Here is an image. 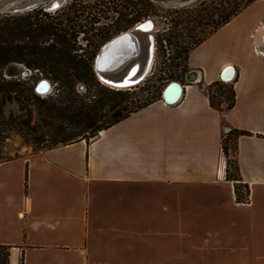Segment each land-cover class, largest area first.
I'll use <instances>...</instances> for the list:
<instances>
[{
    "label": "crops",
    "instance_id": "0c3cea01",
    "mask_svg": "<svg viewBox=\"0 0 264 264\" xmlns=\"http://www.w3.org/2000/svg\"><path fill=\"white\" fill-rule=\"evenodd\" d=\"M201 83L102 135L0 161V264H264V0L190 51ZM234 65L236 101L206 89ZM249 201L227 178L224 131ZM8 253L6 257L5 254Z\"/></svg>",
    "mask_w": 264,
    "mask_h": 264
},
{
    "label": "trees",
    "instance_id": "16d2710c",
    "mask_svg": "<svg viewBox=\"0 0 264 264\" xmlns=\"http://www.w3.org/2000/svg\"><path fill=\"white\" fill-rule=\"evenodd\" d=\"M103 1L105 2V0ZM230 1L210 0L209 11H207L209 7L207 0L193 7L175 8L174 11L180 14L178 18H172L177 27L185 21L181 14H190V18L186 19L188 22L197 21L198 16L194 15V12L198 8L194 7L199 6L202 7L204 12L201 18H207L206 23L212 29L210 31L204 30L206 34L191 43L190 46L184 45L178 40L175 42L172 38L175 32H167L164 29V32L159 34L156 43L163 50L174 45L177 55L180 56V59L182 58L177 66L181 67V62H186L183 68L190 70L187 63L190 51L202 43L208 35L228 23L254 0ZM116 5L118 10L116 8H111V10L118 11V17L121 20L118 21L117 26L122 21L119 28H129L145 17L150 16V13L156 12V5L153 0H118ZM71 6L65 4L56 10L47 11L44 6L39 5L33 9V12L0 14V69L3 70L5 66L13 62H20L32 71L25 78L21 75L7 77L2 70L0 72V157L2 144L8 137L7 130L11 129L7 128L5 124H9L8 126L14 123L18 124L3 118V107L6 102L13 98V93L21 96L28 92L36 101L40 102L36 111L40 123L38 127L40 136H37V140L41 143L49 141L50 145L54 146L81 139L89 140L102 129L99 124H107L103 127V129H107L129 116L131 112L138 110H131L127 114L118 113V105L121 103L109 97L110 92L118 93V89L110 88V86L104 83L100 84L97 81L93 57L103 45L102 43L111 38L110 35L118 30L117 26L114 30L109 25L104 26L103 29L98 27L96 31L94 28H90L92 34L84 36L88 42L85 46H82L78 43L77 37L84 31L78 29V24L74 23L75 10L73 9L74 11L71 14ZM199 22H202V20L200 19ZM159 31L158 29L157 32ZM41 74L43 77L57 82L55 91L46 97H42L36 92V85ZM164 75H161V77H164ZM170 77L172 76H168V78ZM89 83L97 84L99 86L97 91L92 89V86L88 88L86 84ZM212 83L228 84L231 92L227 106L222 105L223 103L218 105L214 101V97L207 92L212 106L220 111L232 108L236 101L234 81L216 80ZM81 85L85 88L84 92L79 89ZM151 102L153 101L144 104L142 107L149 105ZM32 130L33 132L37 131V128ZM231 133L235 135V139L240 135L251 134L249 131L238 129H231ZM224 144V152L229 157L230 149L228 145ZM227 167V178L235 180L237 201L247 202L250 197V187L242 181L236 160L229 157ZM240 187H244L245 192H240ZM5 256H8L7 252Z\"/></svg>",
    "mask_w": 264,
    "mask_h": 264
},
{
    "label": "rangeland",
    "instance_id": "374dc122",
    "mask_svg": "<svg viewBox=\"0 0 264 264\" xmlns=\"http://www.w3.org/2000/svg\"><path fill=\"white\" fill-rule=\"evenodd\" d=\"M48 1L49 0H44L41 5L44 6V4ZM199 1L200 0H196L191 5L186 7L196 6ZM207 2L209 3V7L206 5L208 7L207 11H209L211 3L210 0H207ZM154 3L156 5V12L153 14L150 13V16H147L144 19L154 18L156 20V28L152 32L156 42L157 38L159 37V34L164 32L165 29L167 30V32H175L172 37L175 42L178 40L182 44L190 46L191 43L206 34L204 30L210 31V29H212V27H210L208 23H206L207 18H201V16L204 14V12L202 11V7H194L198 8V10L194 12V15L198 16L197 21L188 22L186 19L190 18V14H181V17L185 19V21H183L182 24L180 23V25L177 27L175 25V21L172 20V18H178L180 14L175 12L174 10L175 8H185V6L176 7L175 5L169 4L162 0H155ZM65 4H68V6L72 5L71 14L75 10L74 23L78 24V29L84 31V33L81 32L77 37L78 43L82 44V46H85V44L88 42L86 40V37L84 36H89L92 34L90 32V28H94L96 31L98 27L103 29L104 26L107 27L109 25L110 28L114 30V28L118 24V21L121 20L118 17V11L111 10V8H116V10H118V6L116 5L118 4V0H105V2L103 0H64L62 1L60 7ZM29 11L33 12V10ZM200 19L202 20V22H199ZM120 24L117 26L118 30L114 31L113 34L110 35L111 38L127 30L132 29L135 25L134 24L129 28H119ZM158 29L160 30L159 32H157ZM111 38H109L102 44L104 45ZM155 45L156 49L154 63L146 79L138 85L132 86L131 88L118 89V93H109L110 99L118 100V103H121L120 105H118V113L127 114L131 110L139 109L144 104L150 101L161 99L163 97L162 91H164V88L166 87L165 85L172 81L179 80L182 82H186V71L189 70L183 68V65L186 64V62H181V67L177 66L178 62H180L182 58L180 59V56L177 55L175 49L176 47H174V45L168 46L163 50L158 43H155ZM102 46L97 50L95 56L93 57V62L95 61L96 55L98 54ZM144 57L145 53L140 57V59L142 60L141 66L144 65ZM12 64H17V68H12ZM131 65H129L125 70L115 74L112 77L121 78L127 73ZM1 70L2 69H0V72ZM2 72L6 76L8 75V77H16L18 75H21L23 78H25L30 75L31 71L24 64L20 62H13L8 66H5ZM38 74L40 73L38 72ZM161 75H164V77H161ZM168 76L172 77L168 78ZM39 77L41 78L43 77V75L41 74L39 75ZM97 81L100 84H103L102 81H100L98 74ZM55 84H57V82H55ZM86 86L88 88L92 86V89L96 91L99 87L97 84L91 83L86 84ZM83 87V85L79 86L81 92L85 91V88ZM55 88L56 85L51 91L52 93L55 91ZM206 91L214 97L213 99L218 105H220V103H223L222 105L227 106L231 95L230 87L228 84L211 83L210 85L206 86ZM39 105L40 102L36 101L34 97L28 92L24 93V95L21 96L19 94L16 95L15 93H13V98L10 101L6 102L3 107V118L6 120L9 119L13 123L17 122L18 124L14 123L10 124V126H8L9 124H5L7 128L11 129L7 130L6 134L8 137L2 144L0 161L12 158L20 153L43 150L46 148L54 147V145H50L49 141H44L41 143L39 142V140H37V136H40V129H38L40 123L38 120V114L36 113ZM99 125L102 128L99 131H102L104 130L103 127H105L107 124L103 123ZM33 128H37V131L33 132ZM229 130V132H227V130L224 131V145H228L230 149V154H234L236 139L235 135L231 133V129ZM240 192H245V188L240 187Z\"/></svg>",
    "mask_w": 264,
    "mask_h": 264
},
{
    "label": "water",
    "instance_id": "95a60500",
    "mask_svg": "<svg viewBox=\"0 0 264 264\" xmlns=\"http://www.w3.org/2000/svg\"><path fill=\"white\" fill-rule=\"evenodd\" d=\"M64 0H49L44 4V8L47 11L58 9L61 6V3ZM169 4H173L176 7L186 6L188 4L193 3L196 0H162ZM44 0H0V13H22L25 11L33 10L41 5ZM152 21L151 29H149V25L147 26L148 21ZM156 27V20L154 18H149L145 22L139 21L131 30L125 31L123 34H119L107 41L98 54L96 55L94 61V68L96 73L98 74L100 81L102 83L116 89H128L132 86L137 85L140 81H142L149 73L150 67L147 69L149 64H151L154 54V46L156 41L153 34L149 36V44L146 42L145 35L147 32H152ZM150 30V31H149ZM146 44L148 46V54L147 61L145 64V69L147 72L135 79H131L134 77L139 70V67L133 68L130 70L129 74L124 77L123 81H108L104 80L100 73L106 74H114L122 67L127 66L131 62L134 61V58L140 56L143 52V49L146 48ZM12 68H17V64H12ZM105 67V68H104ZM152 67V66H151ZM104 69V70H103ZM232 71V74L229 75V72ZM144 76V77H143ZM236 76V68L234 65H227L221 72L220 78L223 81H232ZM8 77V75H7ZM199 77V71L195 68L191 69L187 74V80L189 82H194ZM118 79V78H117ZM125 81L131 82L125 86H121V84H125ZM43 85L46 87L43 88ZM53 87L51 82L44 78L36 85L37 94H50ZM167 94L172 97V100H168ZM184 94V88L182 84L179 82L173 81L168 84L163 91V98L167 102V104H175L179 102ZM102 133H105L103 130Z\"/></svg>",
    "mask_w": 264,
    "mask_h": 264
},
{
    "label": "bare ground",
    "instance_id": "6f19581e",
    "mask_svg": "<svg viewBox=\"0 0 264 264\" xmlns=\"http://www.w3.org/2000/svg\"><path fill=\"white\" fill-rule=\"evenodd\" d=\"M149 18H146V19H144V20H142L143 22H145L146 20H148ZM150 22V23H149ZM138 23V22H137ZM136 23V24H137ZM135 24V25H136ZM151 24H152V21L150 20V21H148L147 22V26L149 25V29H151ZM134 25V26H135ZM131 30V29H130ZM127 31H129V30H127ZM150 31V30H149ZM153 32V31H152ZM152 32H147V34L145 35L146 37H145V39H146V42L149 44V36L152 34ZM124 33V32H123ZM123 33H120V34H123ZM119 35V34H118ZM118 35H116V36H118ZM116 36H114V37H116ZM113 37V38H114ZM113 38H111V39H113ZM148 46H147V44H146V48H144L143 49V52L140 54V56H138V57H136V58H134V61L133 62H131L130 64H128L127 66H125V67H122L121 69H119L117 72H115L114 74H106V73H100V76L104 79V80H108V81H110V80H112V81H116V82H119V81H123L124 80V77L127 75V74H129V72H130V70L131 69H133V68H136V67H139V70L137 71V73H136V75L134 76V77H132L131 79H135V78H137V77H139L140 75H142V74H144L145 75V73L147 72V69L149 68V69H151L152 67V65H153V63H154V56H155V46H154V49H153V51H154V54H153V59H152V62H151V64H149L150 66H148L147 67V69H145V64H146V61H147V54H148ZM145 53V57H144V65L143 66H141V64H142V60L140 59V57L143 55ZM132 64V65H131ZM129 65H131L130 66V68L128 69V71H127V73L124 75V76H122L121 78H114V77H112V76H114L115 74H117V73H120L121 71H123V70H125ZM105 68V67H104ZM104 70V69H103ZM232 74V71L231 72H229V75H231ZM148 76V75H147ZM146 76V77H147ZM144 77V76H143ZM146 77L143 79V80H145L146 79ZM142 80V81H143ZM142 81H140L139 83H141ZM173 82V81H172ZM177 82V81H176ZM226 82H230V81H226ZM129 83H131V82H127V81H125V84H121V86H125V85H127V84H129ZM138 83V84H139ZM171 83V82H170ZM170 83H168V84H170ZM137 84V85H138ZM167 84V85H168ZM166 85V86H167ZM46 86L45 85H43V88H45ZM166 88V87H165ZM164 88V89H165ZM189 88V87H188ZM163 96V95H162ZM168 100H172V97H170L168 94H167V97H166ZM103 134V133H102Z\"/></svg>",
    "mask_w": 264,
    "mask_h": 264
},
{
    "label": "built area",
    "instance_id": "2783aa9c",
    "mask_svg": "<svg viewBox=\"0 0 264 264\" xmlns=\"http://www.w3.org/2000/svg\"><path fill=\"white\" fill-rule=\"evenodd\" d=\"M191 70V69H190ZM189 70V71H190ZM198 70V69H197ZM31 71V70H30ZM188 71V72H189ZM199 71V77H198V79H196V81H194V82H189L188 80H187V78H186V82H182V81H179V80H176L177 82H179L180 84H182V86H183V88H184V92H186V90H187V88H188V86L189 85H191V84H198V83H201V75H200V70H198ZM188 72H187V74H188ZM32 73V71L30 72V74ZM187 74H186V77H187ZM45 77H41L39 80H38V82H37V84L42 80V79H44ZM46 79H48V78H46ZM50 82H51V84H52V87L54 88L55 87V85H57V84H55V82L54 81H52V80H50V79H48ZM221 80V79H220ZM172 81V80H171ZM223 81V80H222ZM170 82V81H169ZM226 82V81H225ZM54 83V84H53ZM172 83V82H171ZM166 86V85H165ZM202 88L203 89H206V87H205V85H202ZM53 90V89H52ZM163 92V91H162ZM52 93V92H51ZM47 95H49V94H47V93H45V94H41V96H47ZM103 131V130H102ZM102 131H99L98 132V135H102ZM230 130L228 129L227 130V132H229Z\"/></svg>",
    "mask_w": 264,
    "mask_h": 264
},
{
    "label": "flooded vegetation",
    "instance_id": "af4514ba",
    "mask_svg": "<svg viewBox=\"0 0 264 264\" xmlns=\"http://www.w3.org/2000/svg\"><path fill=\"white\" fill-rule=\"evenodd\" d=\"M153 1H155V0H153ZM202 1H204V0H200L199 3H201ZM194 2H195V1H194ZM230 2H232V0H231ZM191 4H192V3H191ZM191 4H188V5H186V6H189V5H191ZM186 6H185V7H186Z\"/></svg>",
    "mask_w": 264,
    "mask_h": 264
},
{
    "label": "snow or ice",
    "instance_id": "6c2138e0",
    "mask_svg": "<svg viewBox=\"0 0 264 264\" xmlns=\"http://www.w3.org/2000/svg\"><path fill=\"white\" fill-rule=\"evenodd\" d=\"M150 23V22H149Z\"/></svg>",
    "mask_w": 264,
    "mask_h": 264
}]
</instances>
